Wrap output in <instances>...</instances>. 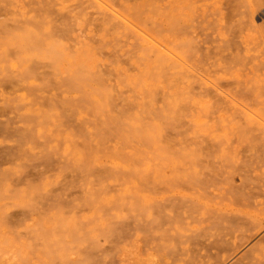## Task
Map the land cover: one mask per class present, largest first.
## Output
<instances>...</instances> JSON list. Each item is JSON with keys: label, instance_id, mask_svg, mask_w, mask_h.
<instances>
[{"label": "rangeland", "instance_id": "obj_1", "mask_svg": "<svg viewBox=\"0 0 264 264\" xmlns=\"http://www.w3.org/2000/svg\"><path fill=\"white\" fill-rule=\"evenodd\" d=\"M255 2L0 0V164L6 152L16 160L0 179L9 243L40 250L30 216L58 202L78 223L91 215L97 234L72 248L105 249L95 264H217L206 246L217 235L233 242L236 228L217 209L246 192L239 175L264 190L253 172L264 159V0ZM173 223L198 242L161 244Z\"/></svg>", "mask_w": 264, "mask_h": 264}, {"label": "bare ground", "instance_id": "obj_2", "mask_svg": "<svg viewBox=\"0 0 264 264\" xmlns=\"http://www.w3.org/2000/svg\"><path fill=\"white\" fill-rule=\"evenodd\" d=\"M189 1V0H188ZM200 1V0H199ZM254 3H256V0H253ZM50 2V1H49ZM48 2V3H49ZM47 3V5H48ZM170 3V1H169ZM172 3V2H171ZM260 3V2H259ZM258 5V2H257ZM262 6V5H261ZM56 7V6H55ZM258 9V7H257ZM263 9V8H262ZM57 10V9H56ZM221 10V9H220ZM58 11V10H57ZM222 11V10H221ZM59 14V13H58ZM47 15V14H46ZM223 15V14H222ZM52 17V16H51ZM49 18V17H48ZM51 19V18H50ZM36 20V19H35ZM31 21V20H30ZM45 21V19L43 20ZM25 23V22H24ZM47 25V24H46ZM31 26V25H29ZM22 27V26H20ZM24 29V27H23ZM44 29V27L42 28ZM41 29V31H42ZM225 30V28H224ZM255 31V30H254ZM30 33V32H29ZM32 33V32H31ZM26 34V32H25ZM48 34V33H47ZM227 34V33H226ZM24 35V34H23ZM33 35L35 36H28V40L29 43H33L35 46H41V42L43 40V36L41 34V38L39 37V34L36 35L33 33ZM44 35V34H43ZM250 36V35H249ZM259 36V35H258ZM21 37V36H20ZM49 39L52 37L48 36ZM46 37V39H47ZM254 37V35H253ZM252 37V38H253ZM18 38V37H17ZM248 39V38H247ZM254 39V38H253ZM19 40V39H17ZM48 40V39H47ZM59 40V39H58ZM57 40V41H58ZM21 41V39H20ZM45 41V40H44ZM43 41V43H44ZM55 41V39H54ZM53 41V42H54ZM249 41V39H248ZM54 44V43H53ZM23 46V45H22ZM26 46V44H24V47ZM46 46V44H45ZM52 46V45H51ZM54 47V45H53ZM42 48V47H41ZM36 49V48H35ZM45 48H43L44 50ZM42 50V49H41ZM58 52V51H56ZM53 54V53H52ZM41 57V56H40ZM79 79V78H78ZM77 79V80H78ZM250 92V91H249ZM253 94V93H252ZM236 101V100H235ZM258 104V103H257ZM247 111V110H246ZM253 115V113H252ZM258 117V115H257ZM259 118V117H258ZM262 120V119H261ZM4 122V121H3ZM264 122V121H263ZM252 122L248 121L247 125L248 127L251 126ZM242 126V125H241ZM245 127V126H243ZM255 127V126H254ZM240 129H242V127H240ZM245 129V128H244ZM253 129V128H252ZM243 130V129H242ZM241 130V131H242ZM244 131H248V130H244ZM253 134V132H252ZM5 137V136H3ZM249 140V139H248ZM7 141V140H6ZM264 141V137L261 138L260 140V144H262V142ZM5 143V142H4ZM253 143V140H252ZM255 143V142H254ZM264 143V142H263ZM1 144V141H0ZM0 147H4V146H0ZM262 147V146H261ZM242 150V149H241ZM264 155V151L262 152ZM240 156V155H239ZM264 157V156H263ZM262 157V158H263ZM2 159V163L0 164V179L3 180H7V178H9V176L12 174V172L14 171L11 168V164H13L16 160H11V156L8 152H6L4 155L1 156ZM259 160V159H258ZM258 162V161H257ZM242 163V162H241ZM245 164V163H244ZM8 166V167H4V166ZM246 168L248 166H245ZM245 170V168H244ZM242 172V171H241ZM240 172V173H241ZM253 172L255 173H260V175H264V159H262L260 165L258 167H255V169L253 170ZM42 174V171H38L37 172V176L40 177ZM245 174L250 175V173L248 171L245 172ZM256 177V176H255ZM253 178V177H252ZM239 179L241 180L242 183V189L243 191L245 190L246 192L241 193L240 195H235L234 196V207L230 206V205H226L224 207H222L223 209H217V211L222 212L224 214V216L226 217V219L230 222L233 221L234 224L236 225V228L234 229V241L231 242L230 239L226 238V234L224 235H217L215 236L216 239H214L213 242H210L209 245L206 246L207 249H212L215 251V253H213L212 255H209L208 259L210 260V256L215 258V261L217 262V264H223L225 261L228 260V258H230L233 253H234V259L236 258L237 255H239V250L240 248H242L243 246L249 245L251 244V242H253L254 240H256V245L252 248V250L244 255L242 258H240V260H238V262L234 263V264H264V190L260 189L262 193L259 192H255L256 190H258V188L256 187H249L247 186L248 182L244 183L246 177L245 175H239ZM260 179V178H259ZM264 180V179H263ZM255 181V180H253ZM259 181V180H258ZM263 183V182H262ZM264 185V184H263ZM240 186V185H239ZM249 187V188H248ZM259 188H261L259 186ZM116 204V203H115ZM157 204V203H156ZM217 205V204H216ZM63 206V204H60L58 202H54L51 205V208L48 207V209L51 211H47V210H40L39 212H37L36 214H32L30 216V220H31V224L29 225L28 228H30V231H38L39 236H40V241L41 244H38L39 246L41 245V249L37 251V249L35 248V250H33V253H29L27 252V250H23L22 247L18 248L16 247V245L14 246L13 244L9 243L10 241L7 239L6 235L5 236L2 234V232H0V253H3L5 251V249L7 250L6 252L9 253L10 251L13 253L12 257H10L7 260L9 261H5V263H2V259H4V257L2 259H0V264H56L57 262L59 264H95L96 262L91 259V257L93 255H91L94 252V249H96L97 247L94 246V248H92L91 250L93 251H88L89 247H87V251H77L75 252L72 248V244L73 242H75V240H77L79 236H83V240L85 239L86 241L92 240L94 239V235H96L97 233L95 232V229H92L91 227V221H92V217L91 215L88 214H82L81 215V222L82 224L78 223L75 221L76 218V214L74 211H67V212H62L61 207ZM210 207V206H209ZM5 208V207H4ZM215 211V210H214ZM109 213V212H108ZM110 215V214H109ZM112 216V215H111ZM221 216V215H220ZM1 217V215H0ZM210 217V216H209ZM222 217V216H221ZM66 218V219H65ZM113 218V217H112ZM184 218V217H183ZM188 218V217H187ZM160 219V218H159ZM220 219V218H219ZM106 219H104L105 221ZM108 220V219H107ZM134 220V219H132ZM206 220V219H205ZM95 221V220H94ZM136 221L139 223L140 220ZM134 220V222H136ZM143 221V220H142ZM153 220H151L152 222ZM156 221V218H155ZM222 221V220H221ZM106 222V221H105ZM108 222V221H107ZM118 222V221H117ZM133 222V223H134ZM161 222V221H160ZM171 222V221H170ZM227 223V221H225ZM77 223L80 224L77 226ZM94 223V222H93ZM3 224V223H2ZM1 224V225H2ZM152 224V223H151ZM161 224V223H159ZM168 224V223H167ZM170 224V223H169ZM185 224V223H184ZM212 224V223H211ZM216 224V223H215ZM141 224H138V226ZM153 227L155 226V224H152ZM173 225V226H172ZM169 228L170 229H166L161 231V235L160 237H158V240L161 244H173L174 239L176 238V236H178L176 242L181 243V247L183 250L187 249L188 246V242H190L189 240H194L195 237H198L199 235H193L192 237V233L194 232V228H188L191 232V235H189L186 232H182L180 230L181 227H176V223H173ZM183 225V224H182ZM63 228L65 227L64 231H59L58 229H60V227ZM136 226V225H135ZM137 227V226H136ZM135 227V228H136ZM140 227V226H139ZM161 227V226H159ZM8 228V226H7ZM31 228L33 230H31ZM58 228V229H57ZM145 228V227H144ZM150 228V227H149ZM156 228V227H155ZM206 228V227H205ZM209 228V227H208ZM138 229V228H137ZM146 229V228H145ZM182 229V228H181ZM212 229V228H211ZM28 230V229H27ZM100 230V229H99ZM98 230V231H99ZM106 230V228L104 229ZM135 230V229H134ZM139 230V229H138ZM148 230V228L146 229ZM145 230V232H146ZM107 231V230H106ZM104 231V232H106ZM140 231V230H139ZM150 231V230H149ZM157 231V230H156ZM101 233H103V231H100ZM169 232V234L173 236H175V238H168L166 239V237H169L171 235L168 236H164L165 234L167 235V233ZM218 232V231H217ZM8 233V231H7ZM28 233V232H27ZM148 233V232H147ZM30 233H28L29 235ZM37 234V233H36ZM108 234V233H107ZM197 234V233H196ZM149 235V234H148ZM147 235V236H148ZM104 236V233H103ZM261 236V237H260ZM96 237V236H95ZM20 238V237H19ZM31 238V237H30ZM106 238V237H104ZM103 238V239H104ZM142 238V237H141ZM22 239V238H21ZM37 239V238H35ZM81 239V238H79ZM20 240V239H19ZM32 240V239H31ZM34 240V238H33ZM32 240V241H33ZM39 240V239H38ZM107 241V240H106ZM111 241V240H110ZM109 241V243H110ZM35 242V241H34ZM33 242V243H34ZM81 242V241H80ZM138 242V241H137ZM195 241L193 242V244ZM32 243V244H33ZM38 243V242H37ZM37 243H34L35 246ZM96 243V240H95ZM142 243V242H140ZM24 244V243H23ZM33 244V245H34ZM111 244V243H110ZM204 244V243H203ZM227 245L228 247H224V245ZM37 245V247H38ZM175 245H178V243ZM174 245V246H175ZM191 245V244H190ZM197 245V243L195 244V246ZM200 245V244H199ZM102 246V244L100 245ZM106 246V245H104ZM103 246V247H104ZM116 245H114L113 247H115ZM121 246V245H119ZM129 248L130 246L127 245ZM136 244L134 246H131L133 249H136ZM140 246V244H139ZM192 246V245H191ZM198 246V245H197ZM196 246V248H197ZM204 246V245H203ZM4 247V248H3ZM16 247V248H15ZM33 247V246H32ZM112 247V245H111ZM117 247V246H116ZM115 247V248H116ZM138 247V246H137ZM199 247V246H198ZM29 248V247H28ZM149 248V247H148ZM158 248V247H157ZM162 248V247H161ZM167 248V247H166ZM80 249V248H79ZM101 249V248H100ZM99 249V250H100ZM112 249V248H111ZM124 250V248H121V250ZM127 249V248H126ZM132 249V250H133ZM133 250L134 252H136V250ZM201 249V247L199 248ZM204 249V248H203ZM77 250V249H76ZM108 250V249H107ZM116 250V249H113ZM112 250V251H113ZM120 250V251H121ZM123 250L121 252H123ZM138 250V249H137ZM32 251V250H31ZM35 251V252H34ZM139 251V250H138ZM154 251V249L152 250ZM161 251V250H160ZM172 250L170 249V252ZM91 252V253H90ZM97 251L95 250V253ZM105 249L101 250L100 253L98 252L97 254V261L99 257H103L105 258V255H107L105 253ZM114 252V251H113ZM116 252V251H115ZM126 253H130L127 251H124ZM132 252V251H131ZM133 252V253H134ZM169 252V250H168ZM179 252V250H178ZM198 252V251H197ZM230 253L228 255H226V253ZM102 253V255H101ZM108 253V252H107ZM173 253V252H172ZM94 254V253H93ZM110 255V253H108ZM114 254V253H112ZM139 254V253H138ZM251 254V260H248L246 262H240L243 261L248 255ZM115 255V254H114ZM130 255V254H129ZM128 255V256H129ZM140 255V254H139ZM75 256V257H74ZM181 256V255H180ZM182 256H184L182 254ZM192 256V255H191ZM2 257V255H1ZM92 257V258H93ZM131 257V256H130ZM206 257V258H207ZM12 258V259H11ZM129 258V257H128ZM102 259V258H101ZM132 259V258H130ZM128 259V260H130ZM143 259V258H142ZM96 260V259H95ZM103 260V259H102ZM134 260V258H133ZM176 260V259H175ZM214 260V259H213ZM131 261V260H130ZM129 261V263H130ZM136 261V259H135ZM150 261V260H149ZM154 261V260H153ZM7 262V263H6ZM94 262V263H93ZM146 262V260H145ZM179 262V261H178ZM205 262V261H203ZM231 262V261H230ZM207 263V262H206ZM228 263V262H227ZM134 264V263H132ZM139 264V263H138ZM215 264V262H214ZM229 264V263H228Z\"/></svg>", "mask_w": 264, "mask_h": 264}]
</instances>
